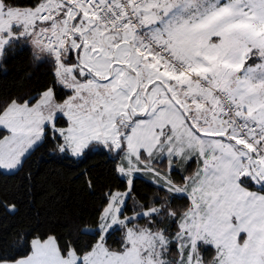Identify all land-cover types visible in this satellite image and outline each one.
<instances>
[{
	"label": "snow or ice",
	"instance_id": "6c2138e0",
	"mask_svg": "<svg viewBox=\"0 0 264 264\" xmlns=\"http://www.w3.org/2000/svg\"><path fill=\"white\" fill-rule=\"evenodd\" d=\"M21 55L0 264H264V0H0V68Z\"/></svg>",
	"mask_w": 264,
	"mask_h": 264
},
{
	"label": "trees",
	"instance_id": "16d2710c",
	"mask_svg": "<svg viewBox=\"0 0 264 264\" xmlns=\"http://www.w3.org/2000/svg\"><path fill=\"white\" fill-rule=\"evenodd\" d=\"M31 71L32 69L29 67L26 55H21L9 63L6 66V70L0 68V92L14 89L19 83L22 82L24 75ZM44 159L46 160L47 158L45 157ZM63 169L64 165L62 164L56 162L45 163L43 160L39 161L36 165V170L40 173L41 177ZM40 184L42 187H38L36 189L38 194L31 197L33 203L30 206V210L34 213H45L51 211L56 207L57 203V201L53 199V197L56 196V191H48L47 185L42 179ZM5 190H7V192ZM61 190H63L64 196L76 195L73 186L69 184L61 183ZM12 192H23L20 179L18 177L0 175V197ZM1 220L4 224L3 226H0V230L5 228L11 229L14 218L9 217L7 220H4L1 216Z\"/></svg>",
	"mask_w": 264,
	"mask_h": 264
},
{
	"label": "rangeland",
	"instance_id": "374dc122",
	"mask_svg": "<svg viewBox=\"0 0 264 264\" xmlns=\"http://www.w3.org/2000/svg\"><path fill=\"white\" fill-rule=\"evenodd\" d=\"M3 221L1 220V216H0V226H3Z\"/></svg>",
	"mask_w": 264,
	"mask_h": 264
}]
</instances>
